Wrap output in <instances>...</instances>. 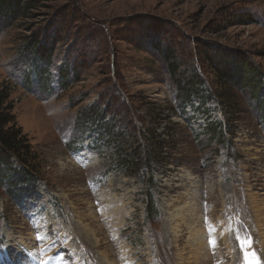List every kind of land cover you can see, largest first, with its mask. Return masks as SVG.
<instances>
[{"label":"rangeland","instance_id":"1","mask_svg":"<svg viewBox=\"0 0 264 264\" xmlns=\"http://www.w3.org/2000/svg\"><path fill=\"white\" fill-rule=\"evenodd\" d=\"M10 6L0 13V88L39 167L23 197L0 188L9 256L39 264L24 250L39 256L36 235L54 230L48 255L68 264H240L229 229L246 226L264 260V111L254 85L230 83L212 61L221 49L264 76V0ZM198 74L211 95L186 102L178 82Z\"/></svg>","mask_w":264,"mask_h":264},{"label":"trees","instance_id":"2","mask_svg":"<svg viewBox=\"0 0 264 264\" xmlns=\"http://www.w3.org/2000/svg\"><path fill=\"white\" fill-rule=\"evenodd\" d=\"M6 2V0H0L1 14H4L7 8H12L10 6L11 0ZM228 53L229 52H223L221 49H218L216 54L212 56V61H214L213 63L218 75L232 84L237 83L240 87L249 84L254 85L255 88L252 89V95L254 97L252 98L255 99L257 106L263 108L264 111V76L262 72L258 70L256 65L248 64V61L244 58L240 59V57L234 56L233 53H231L232 55ZM172 57L173 56H169L170 59H172ZM171 67L173 68L172 64ZM175 70L174 68V71ZM197 76L198 77L192 76V79L187 80L184 84L180 83V81L178 82L180 85V93L185 96L186 102H192L194 96L201 97L202 102H205V99L211 95L208 87L205 88L207 93L205 94L203 92L204 78L199 74ZM9 100V91L0 88V188L6 186L9 195L17 194L18 197H23L24 193L28 192L30 187L34 186L38 180L35 168L39 167V157L28 134L25 133L22 126L18 124L12 111L13 105ZM220 128H222V124ZM160 147V144H158L159 149ZM138 156L140 157V155ZM157 158H159V156L154 152V155H147L142 159L149 163L151 160ZM128 159L129 162L135 166L139 163L137 155L133 154ZM122 161L124 162V158ZM15 163L21 168L18 169ZM146 209L147 218H154L159 214L155 200L151 194Z\"/></svg>","mask_w":264,"mask_h":264},{"label":"snow or ice","instance_id":"3","mask_svg":"<svg viewBox=\"0 0 264 264\" xmlns=\"http://www.w3.org/2000/svg\"><path fill=\"white\" fill-rule=\"evenodd\" d=\"M23 71V70H21ZM10 74H13L10 72ZM205 223H208L207 217H205ZM242 223V222H241ZM214 228H209V240L208 244L209 247L215 248L217 241L211 235L214 231ZM229 231H234L236 233L235 239L238 243L239 250L241 253V261L240 264H264V260L260 258V255L253 247V240L251 233L249 232L248 228L244 226L241 228L236 229H229ZM53 233H49L48 235H40L39 233L36 235V240L38 242H43L42 245L39 247V256L35 252L24 250L27 253V257L29 259H38L39 264H49L50 261H58L62 262V264H68L67 260L65 259V254L60 252L57 254L48 255L54 248L57 247L56 240L53 239ZM11 247L10 242L0 233V264H15L12 257L8 254V248ZM74 251V250H73ZM20 264H28L26 260L21 261Z\"/></svg>","mask_w":264,"mask_h":264},{"label":"bare ground","instance_id":"4","mask_svg":"<svg viewBox=\"0 0 264 264\" xmlns=\"http://www.w3.org/2000/svg\"><path fill=\"white\" fill-rule=\"evenodd\" d=\"M79 156V155H78ZM95 157V156H94ZM90 158V157H89ZM92 158V157H91ZM93 159V158H92ZM263 242H264V240H263ZM202 243V242H201ZM201 243L196 247H194L195 249H194V251L196 250V251H199L200 249H201V247H202V245H201ZM201 246V247H200ZM9 254V253H8ZM14 261V260H13ZM206 261V264H208L209 263V260H205ZM211 261V260H210ZM15 262V264H20V263H17L16 261H14ZM30 264H33V263H30Z\"/></svg>","mask_w":264,"mask_h":264}]
</instances>
